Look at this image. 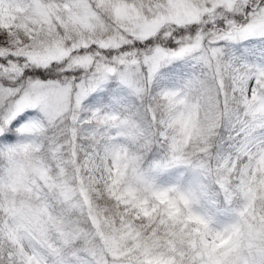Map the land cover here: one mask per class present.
I'll return each instance as SVG.
<instances>
[{"label": "snow or ice", "instance_id": "6c2138e0", "mask_svg": "<svg viewBox=\"0 0 264 264\" xmlns=\"http://www.w3.org/2000/svg\"><path fill=\"white\" fill-rule=\"evenodd\" d=\"M157 123L179 134L145 168ZM221 127L215 169L186 157ZM0 161V264H264V0H0Z\"/></svg>", "mask_w": 264, "mask_h": 264}, {"label": "clouds", "instance_id": "9594fccd", "mask_svg": "<svg viewBox=\"0 0 264 264\" xmlns=\"http://www.w3.org/2000/svg\"><path fill=\"white\" fill-rule=\"evenodd\" d=\"M171 25H167L165 28V31L170 30ZM163 41L166 44V41L164 40V36L160 35L157 39V42ZM191 72V71H190ZM60 77L63 78V74L60 73ZM185 77H177L174 84H179L182 79ZM211 119V114L207 113L206 114V109H201L200 115H199V122L202 127H206L208 122ZM67 120V118H65ZM70 125L65 122V123H60L57 125V127H49L47 131L40 137L41 143L43 144V150L39 153H37L38 156H48V146H49V138L51 137H56L57 139H60L62 136V133L64 132L65 129L69 128ZM153 132L156 133L154 137V144H153V152L145 153V160H144V167L147 168L149 162L151 159H156L163 157L168 154V146L170 143V140L165 139L162 135L161 132H167L168 136L171 137L173 135H178L179 133L174 130H169L165 129L162 124L157 123L153 127ZM216 134L214 136H211L208 140L207 144H203V142L198 141L195 136L192 137V139L188 140L184 146V153L186 157H188L192 162H196L198 160H205V162L212 168L215 169L217 166V160L215 159L216 153L220 151V145L222 143H226L225 137H226V129L221 127L215 130ZM123 142V141H121ZM15 143V141H13ZM128 149L130 152H137L139 151V148L135 144H128L127 145ZM207 147L209 149L208 153L203 152L201 149ZM211 157L210 159L208 157ZM49 163L52 165L53 168V174L55 173V164L51 159L49 158ZM248 163L247 160H243L242 164ZM4 167V162L0 161V168ZM99 176L100 173H97ZM194 172L193 169L190 167L185 166V164L181 163L175 168L170 169L168 172L163 173L160 176V182L165 185L169 184H175L177 181L182 183L184 186H187L188 184L192 183L194 180ZM236 176H233V181L236 180ZM205 183H208L211 185V179H206L204 181ZM213 189L215 190L214 186ZM48 192L47 188H44L41 186V192L40 195L44 196ZM21 195H17L16 199H21ZM34 202H39V201H34ZM49 202H53L51 198L49 197ZM0 203H3L7 205V199L5 198L4 195H0ZM101 204H107L110 206L113 201L111 200H102L100 201ZM246 202L243 200V198H237L234 203L231 206L230 213L228 215H224L220 217L221 223L227 224L230 223L234 220H243L244 218H240L238 216H233L231 213H239L240 211H248L245 208ZM255 209H256V216H260L262 214V209H264V204L261 202H256L255 204ZM4 213L0 211V216H3ZM255 222V217L251 215L249 212L248 218L246 223H243L241 225V248H240V255L245 256V257H251L252 253L255 251L254 248H249V239L247 237V223H254ZM137 225L141 223H147V221H141V220H136ZM147 231V230H145ZM149 235H151L150 232H148ZM251 243L254 244H264V241L262 240H255L251 241Z\"/></svg>", "mask_w": 264, "mask_h": 264}, {"label": "trees", "instance_id": "16d2710c", "mask_svg": "<svg viewBox=\"0 0 264 264\" xmlns=\"http://www.w3.org/2000/svg\"><path fill=\"white\" fill-rule=\"evenodd\" d=\"M184 66L187 69V71L184 74L186 76L191 71V66L190 65H184ZM181 78H183V76ZM169 82L172 83V82H175V81H169Z\"/></svg>", "mask_w": 264, "mask_h": 264}]
</instances>
